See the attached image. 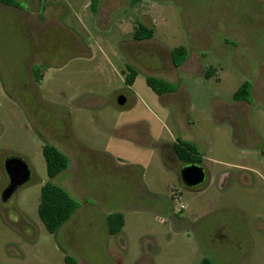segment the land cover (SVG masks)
I'll return each mask as SVG.
<instances>
[{"label":"rangeland","instance_id":"374dc122","mask_svg":"<svg viewBox=\"0 0 264 264\" xmlns=\"http://www.w3.org/2000/svg\"><path fill=\"white\" fill-rule=\"evenodd\" d=\"M17 2L28 18L0 5V264H64V256L76 264H199L217 234L235 252L222 263L264 264V0ZM46 11L60 27L34 16ZM139 22L151 39L132 40ZM176 47L187 53L177 68ZM126 65L137 71L131 86ZM209 68L214 75L205 78ZM146 77L174 92L155 95ZM244 81L251 96L234 121L228 107ZM45 112L56 121L44 139L68 159L51 182L78 203L54 234L36 212L49 181L39 139ZM176 139L198 150L207 173L200 190L183 188L162 163L159 146ZM12 158L32 175L2 202L1 165ZM116 212L124 225L109 235L106 217Z\"/></svg>","mask_w":264,"mask_h":264},{"label":"trees","instance_id":"16d2710c","mask_svg":"<svg viewBox=\"0 0 264 264\" xmlns=\"http://www.w3.org/2000/svg\"><path fill=\"white\" fill-rule=\"evenodd\" d=\"M0 4L7 7H17V0H0ZM93 9V1L90 4ZM95 13L96 10L93 9ZM153 36V30L141 24L133 27L132 39L136 41L149 40ZM171 61L174 67H178L186 57L184 47H176L171 50ZM127 73L125 75V84L131 86L137 76V71L130 65L125 67ZM215 70L209 68L205 71L204 77L210 78L214 75ZM145 83L147 87L157 96L174 92V84L154 78L146 77ZM251 96V86L247 81L242 82L232 96L233 101L248 103ZM173 149L178 159L183 164H199L198 150L190 141L176 139L173 143ZM42 157L45 163L46 175L49 179L40 189L39 201L37 204V216L42 223L45 231L54 234L62 227L78 208L77 201L61 186L51 182L58 174L64 171L68 166L67 157L57 148L45 145L41 149ZM264 154V152H263ZM124 225V217L122 213H110L106 217L107 232L109 235H117L120 233ZM64 264H76L71 256L63 257ZM199 264H213L208 259H203Z\"/></svg>","mask_w":264,"mask_h":264},{"label":"flooded vegetation","instance_id":"af4514ba","mask_svg":"<svg viewBox=\"0 0 264 264\" xmlns=\"http://www.w3.org/2000/svg\"><path fill=\"white\" fill-rule=\"evenodd\" d=\"M139 24H141V25H143L145 27H148V26L142 24L141 22H139ZM133 41L141 42V41H136V40H133ZM142 41H144V40H142ZM186 58H187V54H186V57H185L184 61L186 60ZM170 61H171V54H170ZM171 63H172V61H171ZM175 68H177V67H175ZM171 93H173V92H171ZM245 104H247V103L233 101V103L228 107V116H230L229 118L234 119V121L235 120L236 121L240 120L241 118L239 119V117H236V114L241 111L240 108H244L246 106ZM39 119L41 121L40 122L41 130H40V133H39V139H40V142H41V149L45 145H50V146H53V147L57 148L54 143H52L50 141H46L44 139L45 134L50 133V132H54L53 131V126H54L53 122L55 120L54 113L45 112V114H41L39 116ZM158 151H159V154H160V157H161L163 165L174 170V172H175V174H176V176L178 178L179 184L183 188L189 189V190H200L203 187V183H204L205 179L207 178L206 171H204L205 179H204V181H203V183L201 185H199L197 187H193V188L192 187H186V186L183 185V183H182V181L180 179L179 173H180V170L184 166H186L188 164H183L178 159L177 155L174 152L173 144H171V145L170 144H162V145L159 146ZM4 163L5 162H3L2 165H1V170H2V174L4 176V187H5L8 184V177H7L6 173H5ZM28 168L30 170V175H32V172H31V169H30L29 166H28ZM226 246H228L227 245V239L224 236H222L221 234H217V235H214L212 237H209L206 240L205 244L203 245V249H202L203 253H202V258H201L200 262L203 259H208L213 264H230L229 262H225V263L221 262L222 254H223V256L224 255L233 256V254H235L234 251L230 250Z\"/></svg>","mask_w":264,"mask_h":264},{"label":"water","instance_id":"95a60500","mask_svg":"<svg viewBox=\"0 0 264 264\" xmlns=\"http://www.w3.org/2000/svg\"><path fill=\"white\" fill-rule=\"evenodd\" d=\"M116 103L122 105L124 103L123 97H117ZM4 169L8 177V184L1 193L2 202L7 201L15 189L23 185L30 176L28 166L17 158L7 159L4 163ZM179 176L184 186L192 188L201 185L205 179L203 168L193 163L184 166L180 170Z\"/></svg>","mask_w":264,"mask_h":264},{"label":"crops","instance_id":"0c3cea01","mask_svg":"<svg viewBox=\"0 0 264 264\" xmlns=\"http://www.w3.org/2000/svg\"><path fill=\"white\" fill-rule=\"evenodd\" d=\"M0 5H1V4H0ZM1 6L6 7V8H12V9H14V11H15L16 14H17L18 12H19V13H23L21 10H19V9L16 8V7H15V8H14V7H7V6H4V5H1ZM14 11H13V13H14ZM23 14H24V13H23ZM47 14L49 15V12L46 11V12H45V15H44V18H42V19H41V18L39 17V15H37V14H35L34 16H38V17H36V18H39V19L42 21V24H43L42 26L52 25L51 28H50L51 30L54 29V28L56 29L57 26L60 27L57 14H55V16L52 17V18H54V17L57 18L56 22H54L53 20L51 21L50 18H48V17L46 16ZM24 15H25V14H24ZM25 16H26V15H25ZM26 17H27V16H26ZM27 18H28V17H27ZM27 18H26V19H27ZM51 22H53V24H51ZM49 23H50V24H49ZM45 24H46V25H45ZM47 28H49V27H47ZM61 28H62V26H61ZM62 30H64L67 34H69L68 37L71 38L73 41L75 40V44H76V46L80 48V42H79V41H80L81 39L78 38L77 34H76L73 30H70V29L67 28V27L65 28L64 26H63ZM77 40H78V41H77ZM72 49H73V48H72ZM80 49H81V48H80ZM82 54L84 55L85 52H83Z\"/></svg>","mask_w":264,"mask_h":264}]
</instances>
